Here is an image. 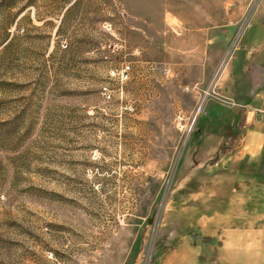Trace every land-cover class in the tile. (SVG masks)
<instances>
[{
	"label": "rangeland",
	"instance_id": "374dc122",
	"mask_svg": "<svg viewBox=\"0 0 264 264\" xmlns=\"http://www.w3.org/2000/svg\"><path fill=\"white\" fill-rule=\"evenodd\" d=\"M261 1L0 0V264H157Z\"/></svg>",
	"mask_w": 264,
	"mask_h": 264
},
{
	"label": "crops",
	"instance_id": "0c3cea01",
	"mask_svg": "<svg viewBox=\"0 0 264 264\" xmlns=\"http://www.w3.org/2000/svg\"><path fill=\"white\" fill-rule=\"evenodd\" d=\"M222 52L221 45L214 58ZM218 84L232 100L230 118L220 116L222 106L204 104L206 122L221 128L197 134L188 152L203 158L188 164L183 180L191 187L195 173H216V194L206 196L204 180H198L199 191L185 196L189 211L178 215L184 224L160 244L157 264H264V0L249 16Z\"/></svg>",
	"mask_w": 264,
	"mask_h": 264
},
{
	"label": "built area",
	"instance_id": "2783aa9c",
	"mask_svg": "<svg viewBox=\"0 0 264 264\" xmlns=\"http://www.w3.org/2000/svg\"><path fill=\"white\" fill-rule=\"evenodd\" d=\"M127 70H128V67H125ZM200 108H201V104L197 107V111H199L200 110ZM195 115H193V118H192V123L194 122V120H195ZM188 129H189V131H190V126L188 127Z\"/></svg>",
	"mask_w": 264,
	"mask_h": 264
}]
</instances>
